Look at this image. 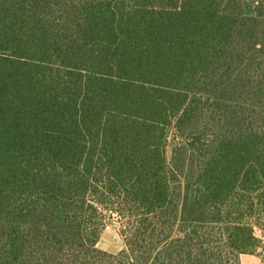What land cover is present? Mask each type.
Here are the masks:
<instances>
[{"label":"trees","instance_id":"obj_1","mask_svg":"<svg viewBox=\"0 0 264 264\" xmlns=\"http://www.w3.org/2000/svg\"><path fill=\"white\" fill-rule=\"evenodd\" d=\"M263 246L264 0H0V264Z\"/></svg>","mask_w":264,"mask_h":264},{"label":"rangeland","instance_id":"obj_2","mask_svg":"<svg viewBox=\"0 0 264 264\" xmlns=\"http://www.w3.org/2000/svg\"><path fill=\"white\" fill-rule=\"evenodd\" d=\"M172 144L168 148V158L172 156ZM120 225L117 221L108 218L101 231L98 247L111 252L118 253L123 247V240L119 232ZM264 246L254 254H242L240 264H264Z\"/></svg>","mask_w":264,"mask_h":264},{"label":"built area","instance_id":"obj_3","mask_svg":"<svg viewBox=\"0 0 264 264\" xmlns=\"http://www.w3.org/2000/svg\"><path fill=\"white\" fill-rule=\"evenodd\" d=\"M264 252V251H263Z\"/></svg>","mask_w":264,"mask_h":264}]
</instances>
